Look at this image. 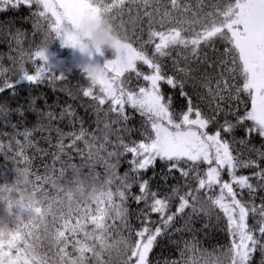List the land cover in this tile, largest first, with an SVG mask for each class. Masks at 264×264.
<instances>
[{"label": "snow or ice", "instance_id": "snow-or-ice-1", "mask_svg": "<svg viewBox=\"0 0 264 264\" xmlns=\"http://www.w3.org/2000/svg\"><path fill=\"white\" fill-rule=\"evenodd\" d=\"M3 3L13 7L34 4L41 8L35 14L34 29L43 33V40L34 52H20L21 60L27 56L29 60L34 57L42 62L35 74H29L23 63L18 72L0 67V76L11 73L0 80V94L10 90L15 95L14 85L20 80L38 86L66 79L63 72L56 75L43 47L48 36L60 38L66 46H78L74 31L64 29L65 20L76 29L86 18L103 17L122 28L126 40L117 45L113 59L103 65L92 64L98 67L84 68L91 86L82 94L96 102L89 105L96 115L95 132L83 127L82 121L78 131L65 133L57 128V153L53 154L52 165H45L43 175L31 171V158L25 156L24 145L16 142L19 151L14 159L23 167L17 168L14 183L0 185V264H112L113 252L117 264H152L150 254L158 238L170 235L169 229L183 230L174 228V224L186 209L191 211L185 225L200 214L211 219L213 209H219L226 219L230 243L211 264H255L256 253L260 255V264H264V196H259L260 202L256 203L258 192L264 191L261 164L264 151L250 147L248 151L255 152L257 159H243L242 151L233 148L237 143L249 145L253 134L264 138V0H215L210 11H204V0H197L196 10L184 0H3ZM24 35L18 33L14 37L17 44L22 43ZM137 42L138 46H134ZM31 44L29 41V48ZM169 60L173 74L166 69L165 61ZM138 65L150 71L145 72ZM202 65L219 69V78L209 74L207 68L197 76ZM126 74H134L136 80L142 78L146 84L132 86L133 77ZM162 84L178 90L186 110L181 107L177 111L173 96L162 91ZM198 84L215 102V107L209 105L211 115L205 114L194 102L193 97L199 96ZM97 85L99 90L94 94L93 87ZM241 104L244 111L237 114ZM16 111L23 115L22 108ZM137 113L141 117L139 125L130 126ZM66 114L75 115L70 110ZM221 114L222 123L218 119ZM46 115L54 119L51 112ZM7 116V106L0 105V117ZM210 127L214 128L211 132ZM237 128L244 129V138L236 139ZM133 133H139L142 139H131ZM23 135L30 144L31 132L25 130ZM66 138L70 143L65 144ZM100 140L103 142L97 143ZM78 142H83L88 149L87 161L100 157L112 170L103 185L93 186L87 192L83 202H74L73 193V188L82 194L85 192L80 168L70 164L75 175L65 181L63 165L59 169L55 167L61 154L68 160L74 159L72 151L84 157ZM101 151L107 159L100 156ZM126 154L132 157L128 161L130 169L119 175L116 169ZM111 158H116V162L109 163ZM157 160L164 162L169 174L178 171L188 190L181 194L177 185L171 189L172 196L163 198L151 191L150 181L141 176L154 168ZM204 164L208 165L206 169L202 168ZM240 169L254 171L251 175L238 174ZM223 172L228 180L222 179ZM32 175L35 181L29 179ZM189 177L195 186L188 182ZM62 181L72 186L66 192ZM21 184H32L31 193L25 196ZM113 184H116L114 189ZM137 184L139 195L131 192ZM46 185L65 192L66 211L62 199L48 196ZM217 186L219 193L209 194ZM173 197L178 199L175 211H171ZM129 199L145 205L137 216L142 221L138 229L129 223ZM151 213L160 216L155 228L151 227L156 223L150 221ZM215 219L220 221V215ZM113 230H116L115 237ZM122 230H127L128 235L124 236ZM184 244L180 260L165 264H197L195 255L185 257V251H198L196 244L187 241Z\"/></svg>", "mask_w": 264, "mask_h": 264}, {"label": "trees", "instance_id": "trees-1", "mask_svg": "<svg viewBox=\"0 0 264 264\" xmlns=\"http://www.w3.org/2000/svg\"><path fill=\"white\" fill-rule=\"evenodd\" d=\"M184 2L189 3L193 10L197 9V0H184ZM212 3H215V0H204V11L212 10L210 7ZM41 10V8L34 4L32 6L21 4L17 7H13L12 5L4 4L3 0H0V67L14 69L18 72L20 64L23 63L24 68L29 74H35L38 61H36L34 57L32 60H29L27 56H24L23 60H21L20 52H34L36 48L40 46L43 40V33L36 32L34 24L36 20L35 14ZM135 12L136 9L134 8L132 14L135 15ZM124 18H128L127 14H125ZM138 31L137 29V32ZM18 33L25 34L21 37V44H17L16 39H14ZM29 41L32 42L31 48L28 47ZM62 44L60 38L54 39L48 46L47 52H59L61 55L66 56L69 52L66 46ZM134 46H138V42L134 44ZM103 53L110 59L114 58L111 51L105 50ZM9 57H12V59H9ZM96 57L97 53L90 58L96 63ZM165 63L168 73L173 74L174 70L171 61H165ZM181 66H183V61H181ZM138 67L145 72L150 71L146 66L138 65ZM205 68H207V65H202L200 73L196 75L200 76ZM54 71L57 76H59V72H63L66 79L57 80L55 83L45 82L38 86H30L27 81L20 80L19 83L14 85L16 88L15 95H13L10 90L0 94V105H6L8 108V116L6 118L0 117V146H2L0 147V185L14 183L16 180L17 168L23 167L22 163L17 164L16 159H14V156L19 151L16 145L17 141H20V143L24 145L25 156L31 158V171L43 175L46 171L45 165L51 166L53 163V154L57 153L56 145L59 140V135L56 132L57 128L65 133L73 130L78 131L82 121L83 127L88 129L89 132L96 131V115L94 109L89 107V105H95L96 102L89 97H84L82 94L84 89L91 86V82L87 78L84 69L80 66L77 67V65L65 62L61 68ZM207 71L209 74L217 76L219 69L207 68ZM10 75L11 73L4 74V76ZM128 75L133 77L132 86L136 84H146L142 78L136 80L134 74H126V76ZM4 76H0V80L4 79ZM217 78L219 77L217 76ZM231 82L232 81H230V83ZM98 90V85L93 87L94 94L98 93ZM162 91L173 96L174 106L177 111H180L181 107L186 110L185 101L179 96L178 90L171 89L170 86L162 84ZM196 92L199 96L204 97V99L200 100L199 96H194V102L199 104L205 114H213L209 105L215 107V102L212 101L207 90L198 84ZM107 106L106 104L103 107L106 108ZM18 108L23 109V115L16 111ZM66 110H70L75 115H67ZM243 111L244 105L241 104L237 114H242ZM49 112L53 114L54 119H49L46 115ZM62 113H65L63 118H61ZM228 118L235 122L234 117L229 116ZM218 119L219 122L222 123L224 119L223 114H221ZM140 121L141 117L139 114H134V118L130 121V126H138ZM247 123L250 124L251 122ZM13 125H15V127H13ZM100 127H103V120H101ZM25 130L31 132L30 144L25 141L23 135ZM208 130L211 132L214 128L210 127ZM96 135L99 136L100 133L96 132ZM234 135L236 139L239 140L244 138L246 134L243 128H237ZM111 139L114 140L115 137L113 136ZM125 139L127 141L128 138L125 137ZM131 139L139 141L142 137L139 133H133ZM229 139H231V137H229ZM102 142L103 141L100 140L97 143ZM68 143H70V141L66 138L65 144ZM253 146L264 151V138L259 137L258 134H253L249 145L241 146L237 143L233 145V148L234 150L242 151L243 159L249 157L257 159L255 152L248 151V148ZM77 147L83 150V158L76 155L74 151L70 153L74 157L73 160H68L67 156L61 154V160L55 164V167L59 169L63 165L65 169V181L73 178L75 175L72 168L69 167L70 164L75 163L77 167L80 168V179L84 181L85 192L82 194L79 191H75L73 188V193L74 202H83L86 199L87 192L91 191L93 186L100 187L103 185L104 181L111 175L112 170L103 163L100 157L94 156L92 161H87L88 149L83 142H78ZM108 150H112L111 146L108 147ZM234 154H236L235 151ZM100 156L107 159L106 153L103 151H101ZM131 159V154H126V156L120 158L121 163L116 169L119 175H123L125 171H129L130 165L128 161ZM108 162L115 163L116 158H111ZM261 164L264 166V161H261ZM202 168L206 169L207 165H202ZM253 171L254 169H240L238 174L251 175ZM93 177L96 178L93 179ZM29 179L35 181V176L32 175ZM141 179L150 181L151 191L156 192L159 198L172 196L171 189L177 185L180 186L181 194L188 190L184 186V178L180 176L179 172L173 170V172L169 174L164 162L159 160H157L154 168H149L146 172L142 173ZM223 179L226 180L225 178ZM188 182L192 186H195V181L192 180L191 177L188 178ZM255 182V178H253V183ZM60 183L64 187L65 192L72 187L64 181ZM45 187L50 198L63 200L64 210L66 211L67 199L65 197V192H58L57 189L52 188L51 185H46ZM112 187L114 189L116 184H113ZM20 188L24 190V194L27 196L33 190V185L21 184ZM237 191H239V189H237ZM131 192L135 195H139L138 184L133 186ZM213 193H219L218 186L209 194ZM16 195L18 196L19 193ZM200 195L203 201L205 199L204 192L202 191ZM259 196H264V191L258 192L257 204L260 202ZM38 198H42V196L38 195ZM247 198V195H245V199ZM177 206L178 199L173 197L171 201V211H175ZM93 207H95V205H93ZM127 207L129 209V223L133 229H138L141 227L142 221L137 219V216L140 215L141 209H144L145 205L143 202L137 205L134 200L129 199L127 201ZM190 211L191 209H186L183 217H177L175 221L174 228L183 229L181 232H175L173 229H169L170 235L166 234L163 238H158V244L150 254L152 264H165L166 261L180 260V251L184 250L185 241L189 242V244H196L198 251L195 253L192 251H185V257L188 258L195 255L197 264H205L206 261L208 264H211L215 256L220 255L221 251L226 250L231 237L226 231V219L223 217V213L220 212L219 209H213L211 219L200 214L199 216H193L191 221L185 225V221L189 219L188 213H190ZM216 215H220V221L215 219ZM150 221L156 222L155 224H151V227L155 228L158 226L160 223L159 214L151 213ZM116 223L119 225V221ZM205 224H208V227H204ZM112 234L115 237L116 230H113ZM122 234L127 236V230H122ZM69 250L71 251V249ZM112 256V264H117L115 252H113ZM104 258L108 259L107 255H105ZM254 261L255 264H260L259 253L255 254Z\"/></svg>", "mask_w": 264, "mask_h": 264}, {"label": "clouds", "instance_id": "clouds-1", "mask_svg": "<svg viewBox=\"0 0 264 264\" xmlns=\"http://www.w3.org/2000/svg\"><path fill=\"white\" fill-rule=\"evenodd\" d=\"M74 34L78 39L77 48L83 56L92 57L96 53L105 50L111 51L115 56L117 53V45L126 40L125 33L122 28L113 25L109 20L101 17L98 20L85 19L80 26L74 30ZM53 38L48 36L43 44L46 51L48 46L53 42ZM99 65L85 64L84 68L98 67Z\"/></svg>", "mask_w": 264, "mask_h": 264}, {"label": "rangeland", "instance_id": "rangeland-1", "mask_svg": "<svg viewBox=\"0 0 264 264\" xmlns=\"http://www.w3.org/2000/svg\"><path fill=\"white\" fill-rule=\"evenodd\" d=\"M63 27L66 31L72 32L74 31V26L67 20L63 22ZM64 46V44H62ZM66 46V45H65ZM67 51L69 52L66 56L61 55L59 52H47L49 64L52 66L53 70L61 68L68 62L73 65H77L84 69L85 64H100L103 65L105 61L111 60L109 57H106L103 52L97 53L96 63L94 60H91L90 57L83 56L77 48L66 46ZM100 56V57H98ZM38 66L42 63L40 61L37 62ZM208 167V165H207ZM225 178L226 180L229 179L226 172L222 173V179Z\"/></svg>", "mask_w": 264, "mask_h": 264}]
</instances>
